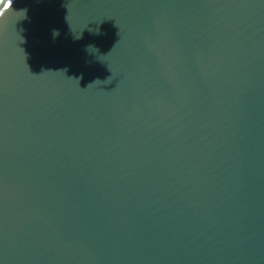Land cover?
<instances>
[{
	"label": "water",
	"instance_id": "obj_1",
	"mask_svg": "<svg viewBox=\"0 0 264 264\" xmlns=\"http://www.w3.org/2000/svg\"><path fill=\"white\" fill-rule=\"evenodd\" d=\"M0 264H264V0L1 1Z\"/></svg>",
	"mask_w": 264,
	"mask_h": 264
},
{
	"label": "clouds",
	"instance_id": "obj_2",
	"mask_svg": "<svg viewBox=\"0 0 264 264\" xmlns=\"http://www.w3.org/2000/svg\"><path fill=\"white\" fill-rule=\"evenodd\" d=\"M22 11H23V12L25 13V15H26L27 10L24 9V10H22ZM53 35H54V36H58V35H59L58 30H54V31H53Z\"/></svg>",
	"mask_w": 264,
	"mask_h": 264
},
{
	"label": "bare ground",
	"instance_id": "obj_3",
	"mask_svg": "<svg viewBox=\"0 0 264 264\" xmlns=\"http://www.w3.org/2000/svg\"><path fill=\"white\" fill-rule=\"evenodd\" d=\"M1 1H3V0H1ZM1 1H0V3H1Z\"/></svg>",
	"mask_w": 264,
	"mask_h": 264
}]
</instances>
